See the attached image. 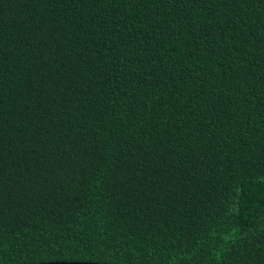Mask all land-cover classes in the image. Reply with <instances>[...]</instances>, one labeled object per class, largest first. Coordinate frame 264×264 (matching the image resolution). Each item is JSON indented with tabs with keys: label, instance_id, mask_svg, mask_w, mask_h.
Listing matches in <instances>:
<instances>
[{
	"label": "trees",
	"instance_id": "obj_1",
	"mask_svg": "<svg viewBox=\"0 0 264 264\" xmlns=\"http://www.w3.org/2000/svg\"><path fill=\"white\" fill-rule=\"evenodd\" d=\"M264 264V0H0V264Z\"/></svg>",
	"mask_w": 264,
	"mask_h": 264
},
{
	"label": "water",
	"instance_id": "obj_2",
	"mask_svg": "<svg viewBox=\"0 0 264 264\" xmlns=\"http://www.w3.org/2000/svg\"><path fill=\"white\" fill-rule=\"evenodd\" d=\"M48 264H93V263H67V262H59V263H48Z\"/></svg>",
	"mask_w": 264,
	"mask_h": 264
}]
</instances>
